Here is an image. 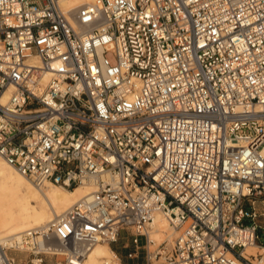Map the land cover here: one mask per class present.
<instances>
[{"label":"built area","instance_id":"2783aa9c","mask_svg":"<svg viewBox=\"0 0 264 264\" xmlns=\"http://www.w3.org/2000/svg\"><path fill=\"white\" fill-rule=\"evenodd\" d=\"M0 156L93 184L0 264H85L121 231L144 264H264V0H0Z\"/></svg>","mask_w":264,"mask_h":264},{"label":"bare ground","instance_id":"6f19581e","mask_svg":"<svg viewBox=\"0 0 264 264\" xmlns=\"http://www.w3.org/2000/svg\"><path fill=\"white\" fill-rule=\"evenodd\" d=\"M91 1L93 0H60V6L69 10ZM92 190V182L77 184L71 188L49 181L34 182L0 156V240L5 241L7 236L45 226ZM170 228L175 231L171 226ZM166 230L167 219L164 214L157 212L147 231L148 237L157 240L165 234L171 240L173 232L168 233ZM110 246L107 242L96 243L89 252L86 263L98 264L103 259L100 264H121L109 260V256L118 258ZM50 248L60 251L55 243ZM255 249V245L247 246L250 252ZM33 260L38 261V258L34 257Z\"/></svg>","mask_w":264,"mask_h":264},{"label":"rangeland","instance_id":"374dc122","mask_svg":"<svg viewBox=\"0 0 264 264\" xmlns=\"http://www.w3.org/2000/svg\"><path fill=\"white\" fill-rule=\"evenodd\" d=\"M166 232L170 233L173 232L172 236H170L172 239L176 236V232L173 231L167 221V230ZM162 240H169L166 235L162 234L161 237L155 241V244L161 242ZM262 241L264 242V238L262 239ZM132 243H131V236L129 235V233H127L126 231H121L119 238L117 241L113 242L111 244V248L115 251V253L117 254V256L119 258H115L113 256H109L110 259L112 260V262L114 263H121V264H125V263H140V264H144L146 261V251H147V244L145 242V237L144 236H140L139 238V252L137 257L131 259L129 257H127V252L132 249ZM150 248H153L154 245H149ZM63 256L61 254L58 255H48L47 256V264H53V262L58 259L60 260ZM108 257V258H109ZM103 259H101L102 261ZM101 261L98 263L100 264ZM44 264V263H43ZM85 264L86 260H85ZM159 264H165V262H160Z\"/></svg>","mask_w":264,"mask_h":264},{"label":"crops","instance_id":"0c3cea01","mask_svg":"<svg viewBox=\"0 0 264 264\" xmlns=\"http://www.w3.org/2000/svg\"><path fill=\"white\" fill-rule=\"evenodd\" d=\"M111 247V246H110ZM114 251V250H113ZM115 252V251H114Z\"/></svg>","mask_w":264,"mask_h":264}]
</instances>
